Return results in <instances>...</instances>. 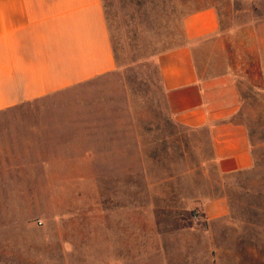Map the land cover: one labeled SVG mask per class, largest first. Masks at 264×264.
Listing matches in <instances>:
<instances>
[{"label": "rangeland", "instance_id": "rangeland-1", "mask_svg": "<svg viewBox=\"0 0 264 264\" xmlns=\"http://www.w3.org/2000/svg\"><path fill=\"white\" fill-rule=\"evenodd\" d=\"M208 4L219 6L224 27L238 31L240 48L253 25L264 49V0H105L118 69L0 114V258L14 245L16 259L69 264L53 254L57 244L73 241L83 249L77 264H103L102 250L87 260L86 245H101L104 229L123 211L130 241L136 227L155 224L165 244L175 224L198 231L203 222L194 216L204 215L193 203L200 190L213 194L220 178L202 137L176 123L157 56L185 42L184 17ZM262 63L251 62L240 77V116L259 165L249 184L264 186ZM254 215L242 213L238 240L230 223L216 225L224 228L214 249L197 235L181 236L186 246L174 262L189 256L188 264H264V235L252 229L264 226V214ZM44 249L50 257H42Z\"/></svg>", "mask_w": 264, "mask_h": 264}, {"label": "crops", "instance_id": "crops-1", "mask_svg": "<svg viewBox=\"0 0 264 264\" xmlns=\"http://www.w3.org/2000/svg\"><path fill=\"white\" fill-rule=\"evenodd\" d=\"M224 23L217 4L205 5L184 17L185 42L157 56L176 123L202 137L200 144L208 148L220 178L213 194L200 190L193 203L204 215L203 224L196 232L175 224L167 244L159 242L156 224L149 230L136 227L134 241H130L126 212H119L112 226L104 229L101 245L87 243L90 263L102 250L103 264H147L148 260L176 264L175 252L186 246L181 236L197 235L195 241L199 238L208 249H214L222 242L224 228L216 225L230 223L232 226L226 227L237 231L238 240L242 213L247 212L248 217L255 213L254 218L264 214V186L255 179L249 184L259 165L240 116L244 103L240 77L248 73L251 62L260 68L264 49L256 43L255 26H248L240 48L238 31ZM118 66L105 0H0V114L93 82L114 73ZM262 68L264 80V63ZM231 193L233 199L237 196L233 202ZM252 229L264 235L262 224ZM56 247L55 258L70 259L69 264H77L83 250L73 241ZM160 250L169 253L160 254ZM5 251L0 264L46 263L42 258L16 259L19 255L14 245H7ZM41 254L43 258L51 256L45 249ZM187 259L189 256H180L177 264Z\"/></svg>", "mask_w": 264, "mask_h": 264}, {"label": "built area", "instance_id": "built-area-1", "mask_svg": "<svg viewBox=\"0 0 264 264\" xmlns=\"http://www.w3.org/2000/svg\"><path fill=\"white\" fill-rule=\"evenodd\" d=\"M203 220H204V218H203V216L201 214H195V216H194V222L196 224L202 223Z\"/></svg>", "mask_w": 264, "mask_h": 264}]
</instances>
